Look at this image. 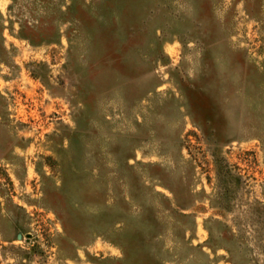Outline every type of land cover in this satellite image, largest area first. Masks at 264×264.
Here are the masks:
<instances>
[{"label": "rangeland", "instance_id": "1", "mask_svg": "<svg viewBox=\"0 0 264 264\" xmlns=\"http://www.w3.org/2000/svg\"><path fill=\"white\" fill-rule=\"evenodd\" d=\"M0 264H264V0H0Z\"/></svg>", "mask_w": 264, "mask_h": 264}]
</instances>
